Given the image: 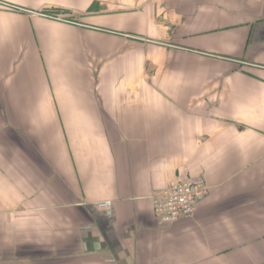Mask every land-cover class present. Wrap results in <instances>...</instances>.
Listing matches in <instances>:
<instances>
[{
	"label": "crops",
	"instance_id": "crops-1",
	"mask_svg": "<svg viewBox=\"0 0 264 264\" xmlns=\"http://www.w3.org/2000/svg\"><path fill=\"white\" fill-rule=\"evenodd\" d=\"M0 264H264V0H0Z\"/></svg>",
	"mask_w": 264,
	"mask_h": 264
},
{
	"label": "built area",
	"instance_id": "built-area-1",
	"mask_svg": "<svg viewBox=\"0 0 264 264\" xmlns=\"http://www.w3.org/2000/svg\"><path fill=\"white\" fill-rule=\"evenodd\" d=\"M209 194L204 179L174 183L154 198V213L160 224L171 226L183 218H193L198 205ZM112 202L97 204L100 209L112 207Z\"/></svg>",
	"mask_w": 264,
	"mask_h": 264
}]
</instances>
